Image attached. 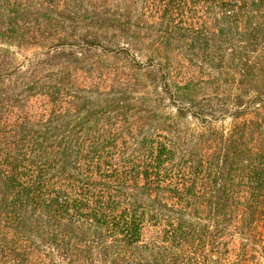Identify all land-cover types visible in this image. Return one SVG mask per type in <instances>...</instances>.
<instances>
[{
    "label": "trees",
    "instance_id": "obj_1",
    "mask_svg": "<svg viewBox=\"0 0 264 264\" xmlns=\"http://www.w3.org/2000/svg\"><path fill=\"white\" fill-rule=\"evenodd\" d=\"M260 227L264 0H0V264H250Z\"/></svg>",
    "mask_w": 264,
    "mask_h": 264
},
{
    "label": "rangeland",
    "instance_id": "obj_2",
    "mask_svg": "<svg viewBox=\"0 0 264 264\" xmlns=\"http://www.w3.org/2000/svg\"><path fill=\"white\" fill-rule=\"evenodd\" d=\"M41 103H42L41 98H37L33 100V105L39 106ZM163 106L164 105L162 103H158L156 106H154V109L161 110ZM159 110H156V112L151 113L150 115L159 114L160 113ZM187 121L188 123L193 122V120L190 119L189 117H187ZM235 246H236V249L240 251V253H242L243 247H244L245 254H247V259L250 262H252L250 264H264V227L257 228L256 232H254L252 235L245 237V238L244 236H236ZM52 264H65V262L58 261L55 258ZM97 264H105V263L98 262Z\"/></svg>",
    "mask_w": 264,
    "mask_h": 264
}]
</instances>
